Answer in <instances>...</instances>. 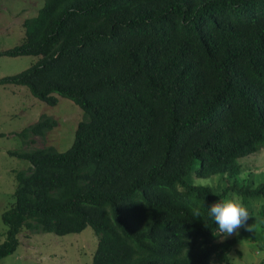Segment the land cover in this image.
Instances as JSON below:
<instances>
[{
	"label": "trees",
	"instance_id": "1",
	"mask_svg": "<svg viewBox=\"0 0 264 264\" xmlns=\"http://www.w3.org/2000/svg\"><path fill=\"white\" fill-rule=\"evenodd\" d=\"M23 28L0 55L40 57L0 84L84 118L64 152H11L32 169L15 173L0 259L22 227L90 226L91 264L226 262L239 235L219 240L207 207L236 194L264 214V181L239 182V158L264 145V0H43ZM215 174L224 187L191 180Z\"/></svg>",
	"mask_w": 264,
	"mask_h": 264
},
{
	"label": "rangeland",
	"instance_id": "2",
	"mask_svg": "<svg viewBox=\"0 0 264 264\" xmlns=\"http://www.w3.org/2000/svg\"><path fill=\"white\" fill-rule=\"evenodd\" d=\"M42 5L43 0H0V51L23 41L24 20L34 17ZM39 57L0 55V77L30 67ZM56 100L55 105H49L34 98L26 86L0 84V243L5 240L6 232L1 215L15 201V173L32 169L29 161L11 152H30L48 147L64 152L73 142L78 122L84 118V112L78 105L58 96ZM45 119L50 125L55 122L54 125L43 129L42 135L33 133L31 127ZM239 161V182L249 181L254 187L264 181V145L260 150L240 157ZM191 180L209 184L214 189L224 187L227 182L224 174L206 178L191 176ZM232 180L233 177L230 178ZM244 205L252 216L247 224L252 225L259 240H251L250 231L240 228L237 234L226 238L239 235L229 259L221 263L213 260V264H264V236L260 234L261 227L264 229V214L260 213L262 201L248 197ZM17 238L15 251L0 259V264H91L99 242L90 226L79 233L62 236L44 232L39 226L22 227Z\"/></svg>",
	"mask_w": 264,
	"mask_h": 264
},
{
	"label": "clouds",
	"instance_id": "3",
	"mask_svg": "<svg viewBox=\"0 0 264 264\" xmlns=\"http://www.w3.org/2000/svg\"><path fill=\"white\" fill-rule=\"evenodd\" d=\"M208 209V215L214 219L216 232L213 234L226 239L233 234H237L240 228H246L252 231V225H248L247 221L251 216L248 208L235 195L219 200L211 204ZM193 215L201 216L199 208L194 209Z\"/></svg>",
	"mask_w": 264,
	"mask_h": 264
}]
</instances>
